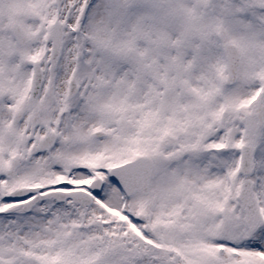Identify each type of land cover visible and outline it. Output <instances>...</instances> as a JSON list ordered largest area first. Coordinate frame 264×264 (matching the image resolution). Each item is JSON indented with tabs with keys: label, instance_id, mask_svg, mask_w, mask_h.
I'll list each match as a JSON object with an SVG mask.
<instances>
[{
	"label": "snow or ice",
	"instance_id": "6c2138e0",
	"mask_svg": "<svg viewBox=\"0 0 264 264\" xmlns=\"http://www.w3.org/2000/svg\"><path fill=\"white\" fill-rule=\"evenodd\" d=\"M0 264H264V0H0Z\"/></svg>",
	"mask_w": 264,
	"mask_h": 264
}]
</instances>
